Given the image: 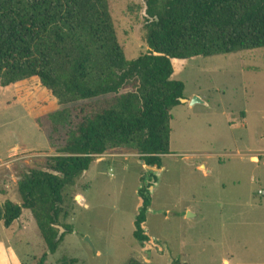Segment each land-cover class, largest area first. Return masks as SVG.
Returning <instances> with one entry per match:
<instances>
[{
  "label": "rangeland",
  "instance_id": "obj_1",
  "mask_svg": "<svg viewBox=\"0 0 264 264\" xmlns=\"http://www.w3.org/2000/svg\"><path fill=\"white\" fill-rule=\"evenodd\" d=\"M109 2L127 58L137 59L148 50L146 2ZM174 63L189 102L172 111L171 154L161 171L148 170L135 149H109L65 189L58 226L73 232H63L56 252L25 210L8 233L0 223V264H34L44 255L46 264H264V48ZM110 98L71 107L97 111ZM60 108L37 78L0 87V195L15 204H22V176L50 171V159L62 154L66 130L54 132L60 142L50 146L37 126ZM258 153L263 161L255 164ZM145 188L150 240L141 243L134 233Z\"/></svg>",
  "mask_w": 264,
  "mask_h": 264
},
{
  "label": "trees",
  "instance_id": "obj_2",
  "mask_svg": "<svg viewBox=\"0 0 264 264\" xmlns=\"http://www.w3.org/2000/svg\"><path fill=\"white\" fill-rule=\"evenodd\" d=\"M145 2L148 50L129 60L109 0H0V87L39 79L61 108L37 126L50 146L60 142L53 133L66 130L50 171L34 169L19 181L22 204H0V223L10 228L30 210L51 253L64 239L56 242L63 193L96 157L111 148H132L146 166L161 168L162 156L171 154L172 111L185 99L184 83L173 79L175 61L264 48V0ZM103 97L112 98L97 111L71 107ZM140 196L134 236L145 243L149 188Z\"/></svg>",
  "mask_w": 264,
  "mask_h": 264
},
{
  "label": "crops",
  "instance_id": "obj_3",
  "mask_svg": "<svg viewBox=\"0 0 264 264\" xmlns=\"http://www.w3.org/2000/svg\"><path fill=\"white\" fill-rule=\"evenodd\" d=\"M263 161V159H262V154H260V153H258L257 155H255L254 157H253V162L255 163V164H260L261 162ZM201 165L202 164H200L199 166L201 167ZM203 168L204 169H206V166H203ZM261 191V190H260ZM259 191V192H260ZM263 191V190H262ZM264 192V191H263ZM260 195V194H259ZM262 197L264 196V194L263 195H261ZM7 201H10L9 200V196L8 195H0V204H4L5 202H7ZM14 203V202H13ZM262 206H264V200H263V202H262ZM25 211V210H24ZM24 211H23V214H24ZM23 214H22V216H23ZM22 216H21V218H22ZM20 218V219H21ZM19 219V220H20ZM19 220H17L10 228H6V231H7V233L10 231V229L11 230H13V227H14V225L19 221ZM3 247H4V245H2ZM225 264H230L228 261H225Z\"/></svg>",
  "mask_w": 264,
  "mask_h": 264
},
{
  "label": "water",
  "instance_id": "obj_4",
  "mask_svg": "<svg viewBox=\"0 0 264 264\" xmlns=\"http://www.w3.org/2000/svg\"><path fill=\"white\" fill-rule=\"evenodd\" d=\"M189 101H187L186 99H181V103H188ZM196 102H193V104H195ZM148 170L152 171V172H157V171H161L160 168H158L157 166L155 167H151V166H146ZM59 229V233L56 239V242H59L63 236V232L67 231L66 229H64L62 226H56ZM88 240V239H87ZM89 241V240H88Z\"/></svg>",
  "mask_w": 264,
  "mask_h": 264
},
{
  "label": "built area",
  "instance_id": "obj_5",
  "mask_svg": "<svg viewBox=\"0 0 264 264\" xmlns=\"http://www.w3.org/2000/svg\"><path fill=\"white\" fill-rule=\"evenodd\" d=\"M259 194H260V195H263V194H264V192L261 190V191L259 192Z\"/></svg>",
  "mask_w": 264,
  "mask_h": 264
},
{
  "label": "bare ground",
  "instance_id": "obj_6",
  "mask_svg": "<svg viewBox=\"0 0 264 264\" xmlns=\"http://www.w3.org/2000/svg\"><path fill=\"white\" fill-rule=\"evenodd\" d=\"M80 198V197H79Z\"/></svg>",
  "mask_w": 264,
  "mask_h": 264
}]
</instances>
